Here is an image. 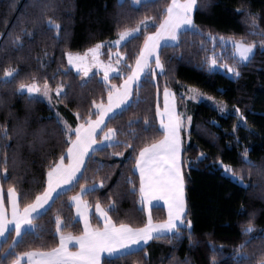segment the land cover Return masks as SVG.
<instances>
[{
	"label": "trees",
	"instance_id": "1",
	"mask_svg": "<svg viewBox=\"0 0 264 264\" xmlns=\"http://www.w3.org/2000/svg\"><path fill=\"white\" fill-rule=\"evenodd\" d=\"M38 2L0 0V81L8 68L19 71L15 82H0V144L6 145L0 148V156L8 157L10 176L3 180L4 188L15 185L21 194L28 193L27 199L21 200V207L43 190L49 161L58 159L66 145L56 122V111L44 99L30 100L26 93H18L16 89L19 83H31V77L35 75L41 84L47 77L53 88L58 82L71 85L70 89L65 88L68 96L58 103V111L69 124L76 126L79 121L75 118V112L83 114L91 99L98 100L102 95L106 97V88L97 73L83 80L67 65L65 53L83 52L99 42L114 41L118 39L120 31L135 27L145 16L159 19L170 0H156L148 4L142 2L140 5L133 4L131 0H53L56 7L43 11L34 6ZM198 3L202 9L194 13V20L205 33L211 31L213 35L224 37H244L247 42L264 39V36L249 35L247 12H236L241 7L251 11L257 17L260 30H264V0H198ZM48 19L61 25L59 35L55 29L50 30L45 26ZM25 30L33 35H25ZM17 37L23 41V48L18 49L13 43ZM183 41L178 48L164 49L162 59L168 61L171 58L170 65L166 63L171 71L164 76L157 74L159 96L151 80H142V86L138 89L139 102L134 97L131 107L108 126L117 129L121 140L139 144L140 141L132 138L130 128L140 132L143 128L142 118L158 125L157 105H161L167 80L168 87L176 93L179 113L192 117L189 129L182 131L186 149L184 160L192 159L200 152L207 156L198 169L186 173L185 177L188 218L192 221L191 242L186 231L180 240L161 236L149 241L143 252L117 260L115 264H238L233 250L239 249L246 241L250 243H246L241 251L254 255V259L244 264H259L261 255H264V50L258 46L255 57L246 66L237 65L231 56V48L223 50V57H217L218 62L239 66L242 75L236 79L221 70L210 69L204 63L205 56L212 55V44L205 36L188 32ZM200 41H204L208 51L201 50ZM142 44L143 36L123 43L119 51L131 63ZM113 50L117 48L112 47L111 52ZM220 50L221 47L217 46L216 51ZM108 51L105 48L104 56L107 59ZM61 68L65 71H58ZM54 73H58L55 79ZM111 81L120 85L122 79L113 77ZM188 86L225 102L227 112L222 114L210 101H180L181 94ZM53 97L55 101L56 97ZM236 108L246 117V127L234 112ZM137 118L141 122L129 125V121ZM3 128L9 130L8 140L3 139ZM20 130L25 134L17 138ZM143 136L148 138L153 134L144 133ZM159 136L160 133L155 134V138ZM245 148L248 149L249 158L259 168L250 169L242 162L240 154ZM123 150V147H114L97 152L91 162L89 176H95L97 181L110 177L105 180L107 188L84 196L93 208V226L102 227L94 209L97 200L105 209L110 200L117 202L119 211L109 213L117 222L130 223L134 227H142L147 222L146 207L141 210L138 197L131 194V185L126 182V178H131L139 186V173L133 171L134 162L128 158L131 149L125 152L123 158L110 155L113 151ZM220 161L243 175L244 183L249 187L245 189L225 175L219 166ZM79 191V187L67 191L56 201L52 211L36 219L35 223L42 226L39 229L40 238L30 236L26 244L17 247V251L47 250L57 246L54 217L59 215L67 220L75 216L70 197ZM242 208L247 210L243 215ZM152 216L154 222L166 220L165 206L153 208ZM249 221L254 225L255 232L245 236L242 226ZM82 226L81 221L65 231L79 234ZM12 239H17L14 233L11 239L2 240L1 246L6 247ZM190 243L194 246H190ZM108 259L104 256L101 264H107Z\"/></svg>",
	"mask_w": 264,
	"mask_h": 264
},
{
	"label": "snow or ice",
	"instance_id": "2",
	"mask_svg": "<svg viewBox=\"0 0 264 264\" xmlns=\"http://www.w3.org/2000/svg\"><path fill=\"white\" fill-rule=\"evenodd\" d=\"M133 2L140 5L142 0H133ZM155 2L156 0H143L144 4ZM34 6L42 11L56 7L53 0H49V2L39 0ZM201 9L202 5L198 3V0H170V3L163 8V15L159 19L155 16H145L137 22L135 27L120 31L118 39L114 41L98 43L82 54L71 51L65 53L67 65L74 68L77 74L83 78L95 76L94 68L102 71L101 83L106 88V97L102 95L98 100L91 99L89 107L83 114L76 111L75 118L79 123L75 127L64 120L59 112H56V122L60 127L63 144L66 147L59 154L58 159L49 161L43 190L35 194L34 199L23 204L22 207L21 200H26L28 193L21 194L15 185H10L7 189L4 188L3 180L9 179L10 176L7 166L8 157L0 156V165H2L0 177L3 178L0 179V240L11 239L13 233L17 238L12 239L6 247L0 246V264H101L105 253L109 258L107 264H115L117 260L143 252L148 241L161 236H171L173 239L180 240L185 236L186 231L191 242L192 221L188 218L185 177L186 173L190 174L191 171L198 169L207 156L204 152H200L196 157L184 160L183 153L186 149L182 131L191 126L192 117L177 111L176 93L168 87L167 80L163 87V109L161 110L157 105L158 125L155 122H149L147 118H142L143 128L140 132L130 128L132 138L140 141L139 144L134 145L129 140H121L117 129L108 125L131 107L134 97L136 102H139L138 89L142 86V80H151L156 87L157 96H159L160 84L156 79L157 74L164 76L171 71L170 67H166V63L170 65L171 58L168 61L162 59L164 49L180 47L184 42L183 37L188 32L205 36L212 44L210 50L212 55L205 56L204 59V63L210 69L221 66L217 57L222 58L224 53L216 52L217 45L221 48L230 47L231 56L236 60L237 65L244 66L251 63L258 46L264 50V39L259 42H247L244 37H224L213 35L211 31L205 33L194 20V13ZM236 12L238 14L247 12L250 20L249 35L264 36V30H260L256 15L243 7L237 8ZM45 26L50 30L55 29L59 35L60 24L48 19ZM149 29H154V31ZM25 35L31 37L33 33L25 30ZM141 36H143L142 47L135 53L134 61L130 63L124 53L119 51V46L122 42L129 43ZM13 43L18 49L24 47L20 37H17ZM200 44L201 50L208 51L204 47V41H200ZM113 46L117 48L115 53L111 52ZM105 48L109 50L107 62L100 58L101 50ZM47 55L48 53L45 52V56ZM222 67L231 74L232 78L238 79L242 75L239 66L225 62ZM58 71L65 70L61 68ZM57 74H53V79ZM17 76H19L17 68H8L0 82L13 83ZM110 77L122 79V84H113ZM31 79V83L20 82L16 91L20 94L26 93L30 100L46 99L52 110H55L56 104L68 96V91L65 88H71V85L66 86L63 82L56 83L53 88L47 77L43 79L42 84L35 75ZM53 96L56 97L55 101ZM197 98L211 101L222 114L228 110V105L225 102L217 101L214 97L190 86L187 87L186 92L181 94L179 100H196ZM234 112L246 127V117L243 116L240 109L236 108ZM137 122H141V119L129 121V125ZM233 132L235 133V128ZM144 133H152L153 136L144 138ZM156 133H160L159 138H155ZM24 134L23 130L18 131L17 138ZM2 135L3 139L8 140L9 130L3 128ZM3 147L6 145L0 144V148ZM114 147H123L124 150L113 151L110 153L113 157L123 158L125 152L131 149L128 158L134 162L133 171L139 173V186L137 187L131 178H126V182L131 185L129 190L131 194L138 197L141 210L144 207L147 208V222L142 227H134L130 223L113 220L109 213L119 211L115 200H110L107 209L97 200L94 209L96 218L101 221L102 227L93 226L91 222L93 208L90 207L84 196L107 188L105 180L110 177L97 181L95 176L88 174L90 165L97 152ZM66 159L68 163H65ZM240 159L250 169L259 168V165L249 158L247 148L240 154ZM219 166L231 180L242 185L245 189L249 187L244 183V176L231 165L220 161ZM121 175L123 176V173ZM81 181L84 183L82 184ZM75 187L80 189L77 195L70 197V206H74L75 216L69 217L67 220L59 215L54 217V235L58 239L57 246L47 250L40 248L18 252L17 247L26 244L30 236L40 238L39 229L42 226L36 224L35 220L52 211L56 201ZM160 201H164V205L167 207V219L157 223L153 220L152 210L164 206ZM246 211L242 208L241 214L243 215ZM81 221L83 226L79 234L65 231L73 224H80ZM253 232H255V228L251 221L242 226L243 235L248 236ZM246 243H250V241H246ZM245 244H241L239 249L233 250L238 264H244L245 261L254 259V255L241 251ZM190 246L194 245L190 243ZM73 247L75 250H72ZM145 257L147 258V253H145ZM259 264H264V255H261Z\"/></svg>",
	"mask_w": 264,
	"mask_h": 264
},
{
	"label": "rangeland",
	"instance_id": "3",
	"mask_svg": "<svg viewBox=\"0 0 264 264\" xmlns=\"http://www.w3.org/2000/svg\"><path fill=\"white\" fill-rule=\"evenodd\" d=\"M132 1V3L134 4V2H133V0H131ZM142 2H143V0H142ZM136 5V4H135ZM103 42V41H102ZM102 42H99V43H102ZM124 42H122V44H123ZM98 44V43H97ZM121 44V45H122ZM120 45V46H121ZM95 46V45H94ZM94 46H92V47H94ZM119 46V47H120ZM217 46H219V45H217ZM113 47H115V46H113ZM230 47H228V46H225L224 48H221V50L220 51H216L217 53H220V52H223V50H227V49H229ZM102 51V55H101V59L103 60V61H105V62H107L108 61V59L104 56V52H105V49H102L101 50ZM117 50H113L112 51V53H115ZM256 51V50H255ZM85 51H83V52H73V53H84ZM219 58H221V57H219ZM219 64L221 65L220 67H217V68H215V69H218V70H221L222 72H225V73H227L228 75H230L231 76V74H229L223 67H222V63H220L219 62ZM113 66H115V65H113ZM75 72H76V70L74 69V68H72ZM93 72H95V73H97V74H99L101 77H102V71L101 70H98V69H96V68H94L93 69ZM77 73V72H76ZM83 78V77H82ZM113 77H110V79H112ZM86 79H88V78H83V80H86ZM113 83V82H112ZM113 84H115V83H113ZM121 84H122V82H121ZM194 88V87H193ZM186 91H187V89H186ZM185 91V92H186ZM200 91V90H199ZM200 92H202V91H200ZM203 93V92H202ZM189 95H191V93H189ZM209 96V95H208ZM41 99H44V98H41ZM46 102H48L46 99H44ZM53 100H54V97H53ZM196 101H201V99L200 98H197L196 99ZM211 102V101H210ZM159 108L162 110L163 109V93H162V101H161V105L159 106ZM55 111L56 112H59L58 111V103L56 104V107H55ZM177 111H178V107H177ZM179 112V111H178ZM61 116V115H60ZM61 117H63V116H61ZM63 119L64 120H66L64 117H63ZM67 121V120H66ZM68 122V121H67ZM73 127H75V126H73ZM189 128H187V129H185L186 131L188 130ZM66 163H68V161L66 162ZM160 203L162 204H164V201H160ZM147 209V208H146ZM10 210V209H9ZM10 218V217H9Z\"/></svg>",
	"mask_w": 264,
	"mask_h": 264
},
{
	"label": "crops",
	"instance_id": "4",
	"mask_svg": "<svg viewBox=\"0 0 264 264\" xmlns=\"http://www.w3.org/2000/svg\"><path fill=\"white\" fill-rule=\"evenodd\" d=\"M66 162H67V159H66L65 163H66ZM0 179H1V177H0ZM162 205H164V204L162 203ZM164 206H165V208H166V210H167L166 205H164ZM9 209H10V204H9ZM9 212H10V210H9ZM157 223H159V222H157ZM6 236H7V234H6ZM1 242H2V240H0V246H1ZM148 242H149V241H148ZM70 247H72V246H70ZM72 250H75V248L73 247ZM104 256H107V254L105 253ZM102 258H103V257H102Z\"/></svg>",
	"mask_w": 264,
	"mask_h": 264
}]
</instances>
